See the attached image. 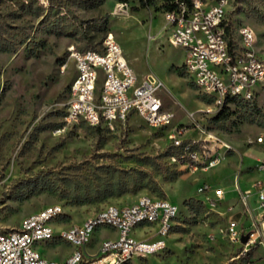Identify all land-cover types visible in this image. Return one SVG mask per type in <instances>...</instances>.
<instances>
[{
    "label": "rangeland",
    "instance_id": "rangeland-1",
    "mask_svg": "<svg viewBox=\"0 0 264 264\" xmlns=\"http://www.w3.org/2000/svg\"><path fill=\"white\" fill-rule=\"evenodd\" d=\"M140 1L0 0V231L16 230L49 205L62 207L61 221L51 224L57 230L149 196L168 199L177 215L164 237L155 235V225L137 227L135 239L160 244L125 264H264V218L254 193L264 182V83L252 100L231 104L226 119H217L211 99L180 67L183 49L169 43L164 12L173 0H149L145 8ZM225 11L230 37L250 28L264 60V0H228ZM109 35L138 81L148 73L159 80L167 123L149 126L132 115L96 129L66 120L75 73L70 49L99 51ZM179 131L183 142L198 140L199 151L217 155L218 165L191 172L190 157L175 145ZM239 191L249 193L246 203ZM230 222L237 224L236 239ZM257 233L261 238L246 249ZM115 237L108 230L92 235L98 242ZM37 247L47 259L71 248L59 239Z\"/></svg>",
    "mask_w": 264,
    "mask_h": 264
},
{
    "label": "built area",
    "instance_id": "built-area-1",
    "mask_svg": "<svg viewBox=\"0 0 264 264\" xmlns=\"http://www.w3.org/2000/svg\"><path fill=\"white\" fill-rule=\"evenodd\" d=\"M228 0H173L164 12L165 30H170L169 43L184 51L180 66L192 85L208 96L219 111L227 100H252L264 83V60L254 51L255 35L241 27L237 38H231L226 23ZM75 73L67 90L66 120L93 128L112 127L130 116L140 117L149 126L168 122L157 96L159 80L148 73L141 81L124 58L117 41L109 35L99 51L70 49ZM67 63L59 67L65 73ZM231 104H228L230 106ZM177 132L175 145L190 157L191 172L208 170L219 163L217 155L197 149L198 140L183 142ZM224 152L230 145L208 135ZM262 142V138L257 139ZM207 190V187L199 191ZM258 209L264 218V182L254 187ZM221 198L223 191H214ZM249 193L238 192L246 203ZM177 215V207L168 199L141 196L126 206H107L79 224L61 229L57 234L52 223L60 222L62 207L49 205L24 217L16 230L0 231V264H84L85 260L104 264H125L135 256L155 251L160 241L135 239L132 232L139 226L155 225V235L164 237ZM236 223L230 222V235L237 237ZM98 230L116 232L114 239L93 240ZM261 238L251 234L244 247L248 249ZM59 239L73 250L62 260L45 258L37 249ZM91 251V252H90ZM93 251V252H92Z\"/></svg>",
    "mask_w": 264,
    "mask_h": 264
},
{
    "label": "trees",
    "instance_id": "trees-1",
    "mask_svg": "<svg viewBox=\"0 0 264 264\" xmlns=\"http://www.w3.org/2000/svg\"><path fill=\"white\" fill-rule=\"evenodd\" d=\"M148 2H149V0H147V1L141 0L140 1V7L141 8H145L148 5ZM169 7L170 6H168V8ZM238 102H243V101H240V100H237V99H229V100H227L226 103L224 104V106L218 111L217 119H221V120L226 119L227 114L229 112V107H230V106H228V104H235V103H238ZM96 129H99V128H96Z\"/></svg>",
    "mask_w": 264,
    "mask_h": 264
},
{
    "label": "crops",
    "instance_id": "crops-1",
    "mask_svg": "<svg viewBox=\"0 0 264 264\" xmlns=\"http://www.w3.org/2000/svg\"><path fill=\"white\" fill-rule=\"evenodd\" d=\"M86 219V218H85ZM85 219H83L82 221H84ZM81 221V222H82ZM80 222V223H81ZM77 224H79V223H77ZM72 225V224H71ZM70 225H63L62 226V228H59V229H57V230H55V233H58L61 229H65V228H67V227H69ZM108 231H110V230H108ZM114 232V231H113ZM115 234H116V232H114ZM37 249L38 250H40V247H37ZM72 250H73V248L71 247V248H69V251L67 252V253H65V254H63V255H61L59 258H51L50 260H62V259H64V258H66L68 255H70V253L72 252Z\"/></svg>",
    "mask_w": 264,
    "mask_h": 264
},
{
    "label": "water",
    "instance_id": "water-1",
    "mask_svg": "<svg viewBox=\"0 0 264 264\" xmlns=\"http://www.w3.org/2000/svg\"><path fill=\"white\" fill-rule=\"evenodd\" d=\"M246 239H247L246 237L242 238V242H245V241H246Z\"/></svg>",
    "mask_w": 264,
    "mask_h": 264
},
{
    "label": "bare ground",
    "instance_id": "bare-ground-1",
    "mask_svg": "<svg viewBox=\"0 0 264 264\" xmlns=\"http://www.w3.org/2000/svg\"><path fill=\"white\" fill-rule=\"evenodd\" d=\"M226 6V5H225ZM62 228V227H61Z\"/></svg>",
    "mask_w": 264,
    "mask_h": 264
}]
</instances>
